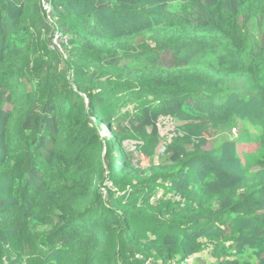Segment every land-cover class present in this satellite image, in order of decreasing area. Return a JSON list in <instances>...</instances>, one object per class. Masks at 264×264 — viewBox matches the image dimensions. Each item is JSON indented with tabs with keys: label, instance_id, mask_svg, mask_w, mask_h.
Instances as JSON below:
<instances>
[{
	"label": "trees",
	"instance_id": "obj_1",
	"mask_svg": "<svg viewBox=\"0 0 264 264\" xmlns=\"http://www.w3.org/2000/svg\"><path fill=\"white\" fill-rule=\"evenodd\" d=\"M0 264H264V0H0Z\"/></svg>",
	"mask_w": 264,
	"mask_h": 264
},
{
	"label": "rangeland",
	"instance_id": "obj_2",
	"mask_svg": "<svg viewBox=\"0 0 264 264\" xmlns=\"http://www.w3.org/2000/svg\"><path fill=\"white\" fill-rule=\"evenodd\" d=\"M240 128H242V127L240 126ZM240 128L238 127L237 129H239V130H237V131L235 130V131L232 132L231 138H236L239 135ZM250 129H251V131H253V128L252 127H250ZM217 142H218L217 138L209 139L208 144L206 145L205 148H207V149L213 148L217 144ZM159 148H161V147H158L157 153H160V151L162 150V148L161 149H159Z\"/></svg>",
	"mask_w": 264,
	"mask_h": 264
},
{
	"label": "built area",
	"instance_id": "obj_3",
	"mask_svg": "<svg viewBox=\"0 0 264 264\" xmlns=\"http://www.w3.org/2000/svg\"><path fill=\"white\" fill-rule=\"evenodd\" d=\"M58 38H59V35H56L55 38L53 39V45L59 47V51H62V49L60 48L58 44Z\"/></svg>",
	"mask_w": 264,
	"mask_h": 264
}]
</instances>
